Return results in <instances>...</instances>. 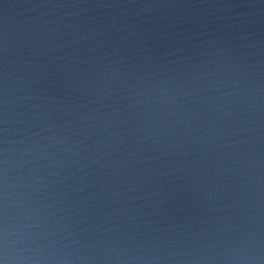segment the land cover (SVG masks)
I'll use <instances>...</instances> for the list:
<instances>
[{"label":"water","instance_id":"obj_1","mask_svg":"<svg viewBox=\"0 0 264 264\" xmlns=\"http://www.w3.org/2000/svg\"><path fill=\"white\" fill-rule=\"evenodd\" d=\"M0 264H264V0H0Z\"/></svg>","mask_w":264,"mask_h":264}]
</instances>
